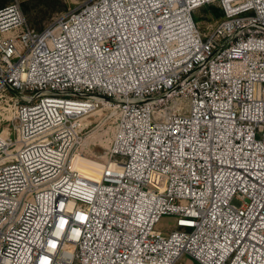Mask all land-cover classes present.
<instances>
[{"label":"built area","instance_id":"1","mask_svg":"<svg viewBox=\"0 0 264 264\" xmlns=\"http://www.w3.org/2000/svg\"><path fill=\"white\" fill-rule=\"evenodd\" d=\"M0 93V264H264V0H91L40 30L9 3ZM94 112L98 179L72 166Z\"/></svg>","mask_w":264,"mask_h":264},{"label":"rangeland","instance_id":"2","mask_svg":"<svg viewBox=\"0 0 264 264\" xmlns=\"http://www.w3.org/2000/svg\"><path fill=\"white\" fill-rule=\"evenodd\" d=\"M91 0H0V7L16 2L21 6L28 26L40 30L59 15L77 8ZM217 4H209L195 11V20L202 28L211 25L219 18ZM8 95L0 93V132L15 135L13 113L6 99ZM101 112L82 115L77 119L76 130L79 133L76 144L74 166L83 174H99L113 137V126L101 118ZM173 222L170 215H164L160 226L166 231ZM193 263V262H192Z\"/></svg>","mask_w":264,"mask_h":264},{"label":"bare ground","instance_id":"3","mask_svg":"<svg viewBox=\"0 0 264 264\" xmlns=\"http://www.w3.org/2000/svg\"><path fill=\"white\" fill-rule=\"evenodd\" d=\"M72 166L73 168L77 169L75 166H74V163L72 162ZM78 170V169H77ZM79 171V170H78ZM80 172V171H79ZM80 174L83 176V177H86V178H90V179H98L99 178V174H89V175H83L81 172Z\"/></svg>","mask_w":264,"mask_h":264},{"label":"trees","instance_id":"4","mask_svg":"<svg viewBox=\"0 0 264 264\" xmlns=\"http://www.w3.org/2000/svg\"><path fill=\"white\" fill-rule=\"evenodd\" d=\"M219 17L222 15V10L220 8V10L218 11Z\"/></svg>","mask_w":264,"mask_h":264},{"label":"water","instance_id":"5","mask_svg":"<svg viewBox=\"0 0 264 264\" xmlns=\"http://www.w3.org/2000/svg\"><path fill=\"white\" fill-rule=\"evenodd\" d=\"M14 92H17L16 90Z\"/></svg>","mask_w":264,"mask_h":264}]
</instances>
